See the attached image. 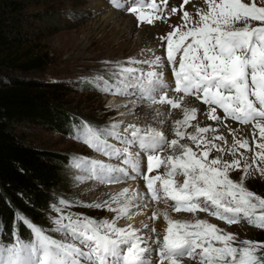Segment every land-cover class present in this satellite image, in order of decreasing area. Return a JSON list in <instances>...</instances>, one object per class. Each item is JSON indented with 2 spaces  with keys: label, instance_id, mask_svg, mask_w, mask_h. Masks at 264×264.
Masks as SVG:
<instances>
[{
  "label": "snow or ice",
  "instance_id": "obj_1",
  "mask_svg": "<svg viewBox=\"0 0 264 264\" xmlns=\"http://www.w3.org/2000/svg\"><path fill=\"white\" fill-rule=\"evenodd\" d=\"M112 2L117 8L125 7L122 0ZM189 2L184 0L185 4ZM162 3L166 5L167 0ZM205 3L207 11L197 9L198 19L183 11L181 24L160 38L166 41V56L153 53L151 59L115 62L110 83L116 86H99L105 83V77H99L95 90L125 94L128 89L140 88L142 99L153 105L167 104L171 109L181 108L185 97L195 96L207 106L202 113L207 120L222 124L230 118L242 125H251L252 146L247 137H238L231 129L229 145L223 134H215L218 128L212 125L197 124L195 133H187L184 129L191 126L200 111L195 107L183 108V119L175 122L176 139L170 141L164 132L151 126L141 128L130 124L120 133V125L114 122L105 132L97 129L88 143L108 155L123 153L124 163L143 176L146 193L137 191L128 196L129 189H124L111 201L96 203L97 209L116 213L111 221H97L80 214L57 217L55 230L71 236L79 246L53 238L17 214V219L30 229L31 238L24 240L18 232H13L11 242H0V264H183L185 257L198 264H264V242L243 240L237 244L235 234L207 220H173L165 211L163 218L167 227L162 239L159 235L153 238L143 234L145 230L156 233L148 224L139 229L131 224L117 226L118 220L130 217L132 208L141 207L139 202H144L146 208L148 201L165 204L171 201L177 213L207 212L228 225L244 220L264 230V197L245 187L253 170L264 176V7L258 6L256 0L251 3L205 0ZM147 8L146 11L145 0H136L127 11L136 15L138 25H152L161 18L163 9L156 0H151ZM176 12L172 8L170 14ZM251 21L258 25L253 27ZM136 64L149 65L151 70L144 72L134 67ZM165 66H171L178 97L168 95L171 86L164 79ZM218 109L222 110L223 117ZM105 134L142 149L146 153L147 172L141 170L139 153L133 157L127 147L117 149L108 145L100 139ZM186 136L195 150L181 143ZM165 150L171 154L162 156ZM213 152L216 155L210 158ZM226 152L233 157L231 160L225 159ZM247 152L253 153L251 162ZM89 163L93 176L101 182L129 178L126 168L100 161ZM161 167L166 170L163 175H151ZM234 170L243 173L239 182L230 178ZM177 176H183L182 183L177 182ZM120 197H125L126 202L121 204ZM113 202L117 207H112ZM61 203L68 205L66 201ZM149 219H158L157 213L153 212ZM153 253L158 256L157 261L150 259Z\"/></svg>",
  "mask_w": 264,
  "mask_h": 264
},
{
  "label": "rangeland",
  "instance_id": "obj_2",
  "mask_svg": "<svg viewBox=\"0 0 264 264\" xmlns=\"http://www.w3.org/2000/svg\"><path fill=\"white\" fill-rule=\"evenodd\" d=\"M243 2L251 3V0H243ZM256 3L258 6L264 7V0H256ZM98 7H101V11L96 9ZM207 8L205 0H190L188 4H184L183 9L175 14L161 15V17L165 16L166 20L162 18L155 21L152 25L146 23L138 25L135 14L123 8L114 9L106 0H29L25 3L24 8L17 15L20 26L19 38L24 43L0 51V80L6 76H12L22 80H33L43 87H58L57 96H59V102L66 110L68 109L76 114V122L79 127L77 132L71 135L56 132L34 123H20L14 127L15 135L23 142L41 148L58 150L71 157L73 161L78 162L77 166L65 167L68 178L59 196L61 201L68 202V205L63 203L60 205L56 204V206L40 210L44 215L37 226L42 228L46 234L70 243L72 240L69 236H65L63 232L55 230L54 220L57 217L69 214L75 217L76 214H80L94 218L97 221H111L116 215L115 212L106 208L97 209L94 206L96 203H104L103 198L105 195L120 196L124 189H129L128 196L137 191L144 193L139 184L136 185L132 182L119 181L114 184L101 185L90 178V174L87 172L88 161L97 159L111 166L119 163H113L114 161L103 159L100 156V151L88 143L93 134H85V128L80 123L86 118L91 119L96 127L93 132L97 129L105 132L108 126L115 122L120 125L119 128H125L130 124L138 127L151 126L165 134L168 130L163 129L162 126L165 120L170 117L171 126L175 128V122L181 118V108L171 109L167 104L153 105L150 101L138 97L137 88L128 89L125 94L101 92L95 89L98 86L99 77H105V83L99 86H116L110 83L112 80L111 67L115 62L127 61L129 58L144 60L149 56L148 50L152 52L156 50L154 54L161 56L164 41L162 42L160 38L166 36L177 25L181 24L183 11L190 12L193 19H198L196 15L197 9L207 11ZM110 12H113L112 17L115 20L119 17L118 24H109L105 19ZM42 14L53 17V20L58 18L57 25L55 21L51 22V20L41 19L40 16ZM128 22L134 25L133 31L127 34L131 42L130 49H125V46H127L125 42L121 49H119L120 44L113 42L112 45H108L102 42L103 33L109 35L112 30L116 29L115 40L121 33L125 32L124 26ZM250 23L252 26L258 25L256 21H251ZM57 26H60V28ZM237 26L243 25L239 24ZM56 27L57 29H55ZM144 34H147L149 39L145 44L143 43L144 45H142L143 48H141L140 52L138 46L135 45V41L138 37L144 36ZM34 56L39 59L34 61L32 59ZM23 61L25 62L22 63ZM105 62L108 63L106 64ZM134 67L143 69L144 72L151 70L150 66L146 64H136ZM163 71L164 74L167 73L166 66ZM140 103L141 106L139 108L141 110L150 107L153 108V111L157 108L164 111L163 114H166L163 123L155 121L157 116L150 119L145 118L146 120L142 119L138 111L131 114H123ZM120 107L124 109L121 110L119 109ZM122 114L123 116L121 117ZM194 121L189 126V131L194 129L197 124L199 125V121ZM227 123L224 121L219 125L225 128L233 126L246 127L228 125ZM249 130L252 133L251 127H249ZM165 136L169 141L175 137L172 131H169ZM86 138L88 139L85 141ZM106 138L107 135H103L100 139L109 142L110 140ZM181 143L188 144L195 150V145L192 142L190 143L187 136L181 140ZM113 144L117 145V143ZM163 153L165 156L171 154L168 150ZM225 154V159L231 160L233 158L230 153L226 152ZM245 154L249 157V162H251L253 153L247 152ZM215 155L216 153L213 152L210 158ZM242 174L241 170H234L230 173V178L239 182ZM90 185H97L99 188L90 190ZM245 187L264 197V176L253 170L245 181ZM125 202L126 198L120 197V203L123 204ZM139 203L141 207L132 208L130 217L125 216L118 220L117 226L125 227L131 224L139 229L145 223L156 229V233L145 230L143 233L145 236L151 235L155 238L156 235H159L162 239L167 227V222L163 218V213L166 211L173 220L190 222H194L197 219L207 220L209 223L217 225L220 229L235 234L237 244L243 240L264 242V230L250 225L247 221L228 225L219 222L207 212L180 214L155 202L148 201L146 208L143 207L144 202ZM112 207H117V203L113 202ZM153 212L157 213L158 219H149ZM262 254H264V251H262ZM183 264L192 263H189L187 259H183Z\"/></svg>",
  "mask_w": 264,
  "mask_h": 264
},
{
  "label": "trees",
  "instance_id": "obj_3",
  "mask_svg": "<svg viewBox=\"0 0 264 264\" xmlns=\"http://www.w3.org/2000/svg\"><path fill=\"white\" fill-rule=\"evenodd\" d=\"M28 1L0 0V51L24 43L19 38L17 15ZM40 18L58 23V18L53 20L47 14ZM58 90L12 76L0 80V242H11L13 232L30 239V229L17 214L37 226L44 215L41 209L62 204L59 193L68 178L65 167L78 164L58 150L25 143L14 133L20 123L39 124L69 135L77 132L76 114L61 105ZM80 125L85 134H93L96 128L87 118Z\"/></svg>",
  "mask_w": 264,
  "mask_h": 264
},
{
  "label": "bare ground",
  "instance_id": "obj_4",
  "mask_svg": "<svg viewBox=\"0 0 264 264\" xmlns=\"http://www.w3.org/2000/svg\"><path fill=\"white\" fill-rule=\"evenodd\" d=\"M96 9L99 10V11H101V7H98ZM112 14H113V12H110L109 14H107L106 17H105V19L109 22V24H113V23L118 24L119 17H118V19L115 20L114 17H112ZM124 27L126 29L125 32L121 33L115 40H114V36L117 34L116 29L115 30H112L109 35L107 33H103V35H102L103 37L101 38L102 42L104 44H108V45H112L113 42L114 43H117V44H120L119 45V49H121L124 46L123 43L125 42L127 44V46H125V49H127V48L130 49L131 48V42L129 41L127 34H128V32H132L133 31L134 25L131 22H128L126 24V26H124ZM108 36H110V37H108ZM148 39H149L148 35L147 34H144V36H142L141 38L138 37L137 40L135 41V45L138 46V50L140 52L142 50L141 48H143L142 45H144L148 41ZM155 51H153V52L152 51H148L149 56H147L145 59H151L152 56H153V53H155ZM138 54H140V53H138ZM156 71H161V69L160 68H156ZM163 74H164V71H163ZM140 106H141V103L139 105H137L135 108H133L132 110L130 109V111H126V113H123V114L124 115L125 114H131L133 112L135 113V111L136 112L138 111V114H140V117H142V119H145V118H149L150 119L151 117L157 116V119H155V121L157 120L156 122H159L160 121L159 123H161V121H164L165 120V114L166 113L163 114L164 111H161L160 108L154 109V111H153V108H150V107H147V108L141 110L139 108ZM184 107H188V108L195 107V108L199 109L200 111L198 112L197 118H196V121H199V126L200 127H205V126H208V125H212L213 127L218 128V132L215 133V134L216 135L223 134L225 136V138L228 140L229 145L232 142V132L229 131L231 129V130H235L236 131V135L238 137H241V138L247 137L248 140H249V145L252 146V133L249 130V126H246V127H235V126H233V127H227V128H225L223 126H220L219 124H215L212 121L207 120L206 117L202 114L203 112H205L207 110V108H204L203 109L202 107H200L196 103H192L191 100L190 99H187V98L184 99V103H183V105L181 107L182 114H181L180 120L183 119V108ZM119 109L122 110L124 108L120 107ZM158 112L160 113L159 115H157ZM123 114L121 115V117L123 116ZM194 123H196V122L194 121ZM144 127L145 126H141V128H144ZM162 128L163 129L165 128V130H168V131L165 132V134H167L169 131H172V133L174 132V136H175V128L173 126H171V118L170 117H168L165 120L164 125L162 126ZM184 130L187 133H195L196 127L194 129H192L191 131H189L190 130L189 127H187ZM173 139H176V136ZM190 143H191V141H190ZM217 143L223 144V142H220V141H217ZM224 155H226V154L224 153ZM226 158H228V156H226ZM89 187H90L89 188L90 190H92V189L94 190V188H97L98 186L97 185H94V186L93 185H90ZM128 188H130V187H128ZM87 190H88V188H87ZM112 198H113V195L112 194H107V195L104 196L103 201L104 202L105 201H110Z\"/></svg>",
  "mask_w": 264,
  "mask_h": 264
}]
</instances>
